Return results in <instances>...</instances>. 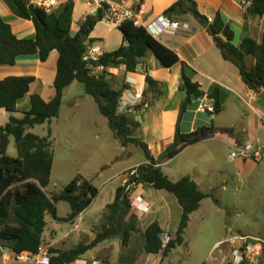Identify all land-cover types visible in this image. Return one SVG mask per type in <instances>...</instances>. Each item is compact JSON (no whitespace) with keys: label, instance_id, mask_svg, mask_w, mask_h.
<instances>
[{"label":"trees","instance_id":"obj_1","mask_svg":"<svg viewBox=\"0 0 264 264\" xmlns=\"http://www.w3.org/2000/svg\"><path fill=\"white\" fill-rule=\"evenodd\" d=\"M241 1L244 2L245 18L250 15L264 17V0ZM14 2L17 9L33 22L36 34L34 38L19 39L15 36L12 26L0 15V67L15 66L17 59L26 55L38 54L42 63L47 62L54 51H57L59 56L57 76L54 80V99L46 102L40 95H32L31 108L23 113L22 118L15 117L18 113L17 104L29 94L35 78L9 77L0 81V109L11 114L9 122L0 126V247H7L14 254H37L39 247L44 244L47 215L54 216L59 222H74L92 205L99 194V190L81 175L76 176L61 192H47L54 160L51 132L49 130L48 136L43 138L28 132L35 126L51 123L57 118L64 102L65 90L73 83L79 82L84 85L86 94L94 99L99 112L107 118L113 136L123 147L130 145L141 148L145 152L146 162L126 172V183L130 189L124 192V186L118 188L115 200L107 205L101 222L94 229V241L65 251L49 248L50 264H74L89 250L113 238L120 237L123 245L128 247L133 235L142 232L141 220L133 212L130 202L131 187L140 185H150L157 191L173 194L182 209L181 222L175 237L165 232L158 222L149 225L144 231V252L149 256L162 253L166 257L171 250L184 244V234L189 227L191 215L211 196L201 192L190 176L177 182L172 181L160 165L217 132L214 128L188 134H181L177 130L173 143L155 159L148 144L136 137L141 124L131 112H119L127 85L116 89L108 78L110 75L107 70L124 66L126 73L136 74L138 66L151 53L157 57L163 68H171L180 61L179 56L153 38L145 28L135 26L134 21L127 20L119 27L123 34V44L114 52L105 51L98 62L92 64L94 67L104 68L96 74L83 58L87 56L90 45L100 42L91 39L90 35L102 21V13L98 17H86L79 31L73 34L75 4L72 1L63 3L50 13L40 9L33 2L28 4L27 0ZM181 13L197 17L213 37L223 36L224 58L239 70L250 91L256 95L264 92V34L259 42L247 37L236 47L233 44L235 34L229 24L219 15L212 24L208 23V19L201 15L195 0H179L164 15L173 18ZM248 57L255 59L252 68L246 65ZM160 84L149 74L146 75L145 101L151 103L161 96ZM179 90L185 93L181 114L185 113L194 99L204 97L200 84L187 75L185 65ZM215 105L214 115L217 116L223 107L218 100ZM200 132H206L207 135L202 137ZM11 138L17 144L16 158L8 154ZM62 202L71 207L67 218L57 216V205ZM165 234L172 237L166 248L162 241ZM227 264H234L233 259L229 258Z\"/></svg>","mask_w":264,"mask_h":264},{"label":"crops","instance_id":"obj_2","mask_svg":"<svg viewBox=\"0 0 264 264\" xmlns=\"http://www.w3.org/2000/svg\"><path fill=\"white\" fill-rule=\"evenodd\" d=\"M69 1H72L75 4L72 26L74 34L79 31L81 23L86 19V17H88L90 9L88 8L87 0H63V3L66 4ZM115 1L124 3L130 8L139 10L143 21L145 23H151L156 18L165 16L164 13H166V11L179 0ZM195 1L198 4V9L201 15L205 16L206 19L215 20V18L219 15L225 23L229 24L235 34L233 44L236 47L240 45L242 39L247 37H250L258 42L262 40L264 34V17L259 18L250 15L245 18V7L243 1ZM0 15L12 26L15 36L19 39L35 37L36 28L33 22L28 20L23 13L17 9L14 0H0ZM173 19L181 22L183 26H186V28H181L176 33H166L161 36V38H157V40L179 56L180 61L177 64L171 68H163L159 64L157 57L151 53V55L147 59L143 60L138 66L136 74L126 73L125 67L121 66L117 69H108L107 71L110 75L108 78L109 80H118L119 78L121 81L125 80L121 87L126 84L127 90L132 94L135 92V89L140 87L145 88L147 74L153 77L156 82L161 83V96L157 100H152L150 109L145 113H133L135 120L141 124V128L137 131L136 137L148 144L155 159L162 155L173 143L177 130H179L181 134H188L200 130L202 131L203 129H215L217 133H215L212 137L188 147L181 155H178L160 165L164 173L168 175L172 181L177 182L186 176H190L198 185L199 190L204 193V189L202 188L204 181L197 172L199 163L202 161V157L195 156L192 159L190 156V159L188 158L182 161L179 159L193 149L194 152L191 154L192 156H216L221 153L223 148L225 149L227 147L235 149L237 146L253 144L255 147L259 148L256 138H254L251 131L257 129V125L261 127L259 129L264 127V104L258 99V95L250 91L248 88L249 86L243 80L239 70L224 58L222 49L216 42L217 39H221L225 42V38L223 36L219 38L213 37L207 27H205V25L197 17L191 14L181 13L174 16ZM122 35L123 34L119 29L113 28L105 22H99L95 27L94 32L90 35V38L100 40L99 44L104 52H114L123 44ZM58 56L59 53L54 51L51 56H49L48 61L42 63L38 54L26 55L19 57L15 66L0 67V81L9 77L35 78L30 86L29 94H27L23 100L18 102V113L15 117L22 118L23 113L30 110L31 96L34 94L40 95L46 102H50L54 99L56 94L54 80L57 76ZM254 63V58H247L246 65L249 68H252ZM184 65L186 66L187 75L192 78L194 82L200 84V90L203 92L204 97L194 99L186 109L185 113L181 114L185 93L181 92L179 87L180 84H182V72ZM69 88H67L65 92ZM206 100H211L213 102L218 100L223 107L222 112L217 116L202 112L200 110V104ZM222 114H230L231 118H233L232 120H236L235 122L241 123L243 125L241 131L233 130V128H236L234 127L235 123L227 125L223 119H219ZM206 115L211 117L212 124H210V120ZM10 117V113L4 109H0V126L6 125L9 122ZM72 122H74V120H72ZM81 122L84 126H88L90 128L98 127L100 123L105 125V122L100 118H87L81 120ZM71 126L73 127V125ZM37 127L35 126L34 128L28 130V132L33 133L35 136L40 138L48 136L36 134L35 132ZM72 127L67 130L69 134L73 133ZM49 130L52 132L51 129ZM246 135L251 136V142L246 140ZM55 137L56 133L52 132L50 139L52 144L53 140H56ZM13 146L14 149L11 151ZM8 154L13 158L18 156L17 144L13 138H11ZM145 162L146 160L137 163L130 167V169L128 168V170L130 171ZM128 170L118 176L113 175L108 177V179L103 182L101 188L96 187L99 190L97 198L94 199L92 205L74 222H59L54 216L47 215V217L52 216L56 224L62 223L66 225L67 230H57L56 227L53 226L55 229H52L50 232V240H47L45 236H43V246L48 249L55 248L57 250L65 251L70 250L74 246L83 244V240L87 242L84 244H90L93 242L96 237L94 229L101 222L107 205L111 204L115 200L118 188L125 185L127 177L126 172ZM93 186L95 187V185ZM131 188L130 202L133 212L136 213L141 220L142 232L133 235L130 239L129 246L133 245L135 241H141L142 247L144 246L145 249L146 237L144 231L149 225H152L155 222L151 221L150 217H153L157 212V208L152 200V195L149 194L150 191L155 193V189H153L150 185L133 186ZM204 188H206V186H204ZM47 192H49L48 189ZM103 192L105 195L102 197ZM101 197L104 198L102 203L98 201ZM140 199L143 207L139 209L135 207V204L138 205L140 203ZM176 201L178 204L179 202L177 199ZM97 203H100V205ZM58 206L59 204L57 207ZM64 213V216L60 217L58 215L57 208V216L59 218H67L70 215L65 211ZM146 219L149 221L145 225L144 221ZM46 223L47 229L48 222L46 221ZM160 227L165 232L172 235L171 232H168L165 229L164 225L161 224ZM234 239H241L244 244L250 240L249 237H245L244 235L236 236ZM129 246L127 247L128 249L126 246L123 247L122 239L120 237L114 239L113 241L108 240L100 243L94 249L89 250L74 264H136L133 261V257L131 255L132 252H127L129 250ZM112 247L117 248L115 251H106ZM234 248L235 246H233V251L235 250ZM0 251V264H36L31 260L26 262L16 261L14 258L15 254L7 247H0ZM146 256L148 258L149 255ZM222 257L223 261L221 264H227L229 258L226 259L225 254L222 255Z\"/></svg>","mask_w":264,"mask_h":264},{"label":"rangeland","instance_id":"obj_3","mask_svg":"<svg viewBox=\"0 0 264 264\" xmlns=\"http://www.w3.org/2000/svg\"><path fill=\"white\" fill-rule=\"evenodd\" d=\"M124 82L120 78L111 79L116 89ZM96 105L94 99L86 94L84 85L75 82L65 92L58 119L54 118L52 123L36 128L35 133L38 135H48L49 129L56 133V140H53L54 166L49 192H61L78 175L101 188L108 177L118 176L145 160V152L141 148L130 145L123 147L120 144L108 130L107 118L99 112ZM206 116L212 124L211 117ZM87 118H100L105 125L98 123V127H86L81 120ZM219 119H223L227 125L235 123L236 128L233 130L241 131L243 127L241 123L232 120L230 114H222ZM70 127L73 128L72 134L67 132ZM256 128L251 132L263 156L259 161L242 156L233 158L235 150L229 147L223 148L216 156H192L193 149L179 159L182 161L190 159V156L192 159L195 156L202 157L197 172L204 181V193L211 197L206 198L199 210L191 215L183 245L171 250L166 257L160 253L147 258L148 254L144 252L141 241H135L127 251L132 252L134 263L221 264L224 254L226 259L235 260L233 246L234 249L245 248L241 239H234L244 235L250 238L247 244L251 245L245 264H264V127L259 129L261 127L257 125ZM246 140L251 142V136L246 135ZM13 149L14 146L11 151ZM154 192L150 191L149 194L152 195L157 212L150 219L164 225L175 237L180 225L181 207L173 194L157 190ZM104 195L103 192L102 197ZM102 197L98 200L101 203L104 200ZM57 208L60 217L64 216V211L71 213V207L67 203H59ZM148 221L146 219L144 224ZM47 222L44 235L47 240H50V232L55 227L57 230H65L67 227L62 223L56 224L52 216L47 217ZM114 239L117 238L111 241ZM116 248L106 251H115Z\"/></svg>","mask_w":264,"mask_h":264},{"label":"built area","instance_id":"obj_4","mask_svg":"<svg viewBox=\"0 0 264 264\" xmlns=\"http://www.w3.org/2000/svg\"><path fill=\"white\" fill-rule=\"evenodd\" d=\"M32 2L40 7V9L45 10L50 13L55 9L59 8L63 4V0H32ZM87 5L89 10L88 17H98L102 13V21L111 27L119 29L123 22L127 20L134 21L135 26L143 27L153 38H161L166 33H176L181 28L184 29L186 26L182 25L181 22L175 21L173 18L162 16L156 18L151 23H145L141 17L140 11L135 8H130L126 4L117 2L115 0H87ZM87 17V18H88ZM213 19H208V23L212 24ZM104 51L99 43L92 44L88 47L87 56L83 59L89 64V68L96 74L103 71L102 66L94 67L92 64L98 62V59L103 55ZM151 107V103L145 101L144 99V88L140 87L135 89L132 94L127 89L125 90L123 97L121 98L119 112H131L133 113H145ZM216 109L215 102L211 100H206L200 104V110L208 114H214ZM235 152L232 154L233 158L242 156L244 158L253 159L259 161L263 156L255 145H244L237 146ZM140 203L135 204L136 208H142L143 205ZM145 207V206H144ZM172 237L165 234L162 237L163 246L166 248L170 243ZM244 249H235L232 253L235 256L234 264H243L246 260V255L251 251V245L245 244ZM1 253V251H0ZM15 260L18 262L33 261L36 264H50V253L48 248L41 245L38 249L37 254H31V252H23L21 254L14 255Z\"/></svg>","mask_w":264,"mask_h":264},{"label":"water","instance_id":"obj_5","mask_svg":"<svg viewBox=\"0 0 264 264\" xmlns=\"http://www.w3.org/2000/svg\"><path fill=\"white\" fill-rule=\"evenodd\" d=\"M27 3L30 4L31 3V0H27ZM187 5L189 6V3H187ZM216 42H217V44L219 45V47L221 49H224L225 44H224V42L221 39H217ZM258 99L261 101V103L264 104V92L261 93L260 95H258ZM200 134H201L202 137H205L207 135L206 132H202V133L200 132ZM128 189H129V184L128 183H125V185H124V192H126Z\"/></svg>","mask_w":264,"mask_h":264}]
</instances>
